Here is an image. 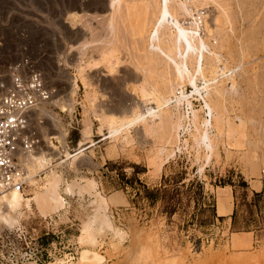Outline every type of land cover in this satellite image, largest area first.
<instances>
[{
	"label": "rangeland",
	"instance_id": "374dc122",
	"mask_svg": "<svg viewBox=\"0 0 264 264\" xmlns=\"http://www.w3.org/2000/svg\"><path fill=\"white\" fill-rule=\"evenodd\" d=\"M160 1L121 0L113 11L110 0H0V45L12 55L10 61L19 57L21 44L22 55L26 48L41 57L56 93L38 110L53 115L65 134L63 145L48 141L53 152L39 131L41 126L49 134L55 128L51 119L31 114L43 142L37 152L48 160L36 163L29 157L36 165L21 193L30 198L42 190L53 171L68 183L85 178L96 191L67 194L64 183V205L44 217L34 202L31 210L23 206L18 225L0 227V264H92L80 261L85 248L102 256V264H264V0L171 1L172 10L185 4L190 15L180 12L179 20L197 19L198 34L218 55L215 70L213 60L205 61L209 68L203 76L222 95L211 96L212 119L192 96L191 107L173 102L172 115L154 122L136 117L156 108L158 95L173 97L175 80L150 47ZM170 21L159 28L162 45L174 32ZM69 77L77 80L71 107L65 106L71 103ZM205 80L197 84L202 87ZM140 87L156 95L143 97ZM180 88L190 96L185 80ZM191 110L197 112L195 123ZM203 119L210 121L207 128ZM196 127L208 131L212 150L200 142ZM136 179L149 191L160 190L155 202ZM191 182L203 186V204H213L215 217L196 209ZM174 188L180 201L174 200L177 211L168 216L164 210ZM254 192L261 197L252 202ZM100 199L113 230L121 234L97 231L94 224L95 244L80 243L82 227Z\"/></svg>",
	"mask_w": 264,
	"mask_h": 264
},
{
	"label": "bare ground",
	"instance_id": "6f19581e",
	"mask_svg": "<svg viewBox=\"0 0 264 264\" xmlns=\"http://www.w3.org/2000/svg\"><path fill=\"white\" fill-rule=\"evenodd\" d=\"M171 1L172 0H161L160 1V7H159L158 15H157L156 20L154 22V26H152L153 27V32H152L153 34H151V36H150V41H151L150 47L154 50V52L151 51L152 49L150 51L153 54L160 55V58L162 59L165 66L171 69V71L173 73L172 75L175 78L174 84L173 85L171 84L172 86L170 85L171 86L170 93L173 94V97L163 98L157 94L158 96L156 98L154 97L155 101L158 103L156 108H152V107L147 108L145 110V111H147V116L138 115L136 117V119H140V118L148 119V117H152L154 119V122H155V120H158V122H159V120L161 121V119H163L165 117L169 118L172 115L170 106L172 105L173 102H176L177 104L176 103L175 104L178 105L179 103L181 104V102L183 101L186 103L187 107H191V102L189 101V97H192V96H196L197 98H199V101H201L203 103V106L201 107V109L205 110L207 113L206 115H208L209 118L212 119V115L215 112V108H214L213 104L211 103V96L212 95L221 96L222 93L218 87L212 86L213 84H211V83H206V80L204 79V76H203V72L206 69V67H208V65H205L206 60L207 61L209 59L213 60L210 63V68L214 69V66L216 67V65H218L217 63L220 62L219 57L217 54H215L213 52L210 53L208 51L209 49H208L207 44L205 43L204 39L198 34L199 24H198L197 19H194L192 22L186 23V24H189L188 26H185L186 25L185 21L183 22L182 20H179L180 19L179 16L181 17L183 14H187V15L189 14L190 15V11H188V9L184 6L185 4H179V5L176 4L175 5V7L177 6L176 9L172 10V8L170 7L172 5V4L170 5ZM120 2H121V0H117L116 3H115V0H110L109 6L111 9H113V11H115V9L118 8ZM179 3H181V2H179ZM87 4H89V3H87ZM90 5H91V3H90ZM111 9H109V10L111 11ZM81 11L84 12L83 9H81ZM180 12H182L183 14L181 15ZM178 13H180V14H178ZM125 15H127V14H125ZM72 16H81V15L78 12H72ZM169 19H171L170 25L173 26L175 29H174V32H171L169 34V37L167 38L168 39L167 43L164 42V45H162L163 41L160 42V39L158 36L159 28L160 27L162 28V25L167 23L169 21ZM218 20H219L218 17L215 18V27H216ZM181 22H183V23H181ZM219 23H220V20H219ZM155 42H156V44H155ZM217 68L222 70L223 67L222 68L217 67ZM81 69L82 68H80L79 70L77 69L78 75L82 73ZM199 79L205 80L204 86L200 87L197 84V81ZM230 79H231V77H230ZM68 80H69V88H68V90H69L68 94L69 95L68 96L70 98L71 103H70V105H65V106L71 107L72 105H74V102H75V100L73 98L77 93L76 92L77 80L74 78H71V77H69ZM184 80L192 88L190 96H185V95L181 94V88L180 87H181L182 81L184 82ZM81 81H82L83 85H85V81L82 79V76H81ZM175 84L179 87V90L175 89V87H174V86H176ZM233 88H234V84H233ZM140 92L142 93L143 97L156 95L155 91L152 93H149L145 90L144 87L141 88ZM53 103H54V101H53ZM61 105H62L61 108L63 109L65 106L62 103H61ZM176 105H175V107H176ZM38 108H36L32 113L36 114V116H39V117H43V116L49 117L51 119L53 125L55 126V128L51 129L49 134H47V132L42 130L41 126L39 127L40 128L39 131H40L41 136L44 139H47V144L49 145L48 146L49 149H54L53 152H56V148H54L53 145L51 143H49L48 141L51 139L52 140L54 139L63 145L64 139H65V134L57 126L56 118L53 115H51L47 111L41 112V110H38ZM176 108H178V107H176ZM189 110H190V108H189ZM130 112H132V111H130ZM191 113H192L193 119H190V121L192 120L193 123H195L194 121L197 119V112L192 111ZM39 124H41V123H39ZM202 125L204 128H207V126L210 125V121L208 119L207 120L203 119ZM37 126H39V125L37 124ZM210 127H212V126H210ZM196 129H197V131H200L199 127H196ZM90 132H91V129L87 128L84 131V134L88 135V134H90ZM207 132L208 131H206V129L204 131L201 129L200 134H198V133L197 134L199 135L200 142L204 143L203 145L205 146L207 151H210V150H212V145H211V141L207 135ZM41 141H42V139H41ZM37 151H39V148L37 150H34L33 153H30V154L23 156L22 162H23V166L26 170L27 181H30L32 178L31 177L32 175L29 173V171H30L31 166L36 165L33 162L36 161V163H37V162L42 161V160H46V161L48 160L43 153H39ZM35 152H37V153H35ZM30 156H31L33 162L30 160V158H29ZM46 178H47V182L45 185L42 184V185H44L42 190L35 192L33 194V196H31L30 198H25L21 192L14 191V190H10L9 192L4 193L0 197V227L7 226L6 228H13L16 225H18L19 220L22 217V207L24 206L27 210H31V203L32 202H34L36 204L35 205V206H37L36 208L38 209L39 213L43 217L46 216V214L49 211L57 210L59 207L63 206L65 201L61 197L60 193L62 191L61 185L64 183L66 185L63 189V192L67 193V194L72 193V192H78V194H83L84 192L85 193L89 192V190L92 191V189H94V187H95V185L94 186L91 185L90 181L88 183V181L82 177L79 178L80 182H78V180H74L71 183H68L65 180V178L63 179L62 174H58L56 171L51 172L50 175L47 174ZM83 180L85 181V183L82 182ZM92 192H91V194H92ZM95 193H96V191H95ZM94 202L95 201H93L92 203H94ZM97 202H99V204H98L99 206L97 205L98 207L97 208L95 207L96 208L95 214L93 215L92 219L90 221H88L87 223H85L82 227L81 235L79 237L80 243H88L91 245L95 244L93 235L92 236L90 235V231L93 232L92 229L94 227V224H98V230L97 231H99V230L102 231L104 229L113 230V228H114V227L112 228L111 222L109 221V219L107 217L108 215H106V213L104 212L105 208L103 207V204H106V201H104V199H100V201H97ZM106 206L108 207V205H106ZM113 233L117 234L118 236H119V234H121V233H119V231L117 232L116 230H113ZM122 233H123V231H122ZM120 240H121V238H120ZM80 252H81V255H80L81 260L80 261H82V262L83 261H87V262L89 261L92 264H102V262H103V257L100 256L98 253H96L92 249H89V248L86 249L85 248Z\"/></svg>",
	"mask_w": 264,
	"mask_h": 264
},
{
	"label": "built area",
	"instance_id": "2783aa9c",
	"mask_svg": "<svg viewBox=\"0 0 264 264\" xmlns=\"http://www.w3.org/2000/svg\"><path fill=\"white\" fill-rule=\"evenodd\" d=\"M4 51L8 52L0 45V197L27 187L23 156L43 143L32 127L31 114L48 105L56 93L46 79L40 56L26 48L22 55V44L15 60L10 61L12 55Z\"/></svg>",
	"mask_w": 264,
	"mask_h": 264
},
{
	"label": "trees",
	"instance_id": "16d2710c",
	"mask_svg": "<svg viewBox=\"0 0 264 264\" xmlns=\"http://www.w3.org/2000/svg\"><path fill=\"white\" fill-rule=\"evenodd\" d=\"M135 168H137V166H135ZM141 187L142 189L144 190V193L145 195L147 196L148 199H150V201L153 203L156 201V198L158 197L159 193H160V190H152V191H149L144 185H142L141 183H139V180L136 179L135 180ZM191 186H194V191H192V198L195 200V207L196 209L199 210L200 213L202 212H210V215L212 217H215L216 214H215V209L213 207V204H209L208 206H205V204H203V199H204V196H203V186L199 183V182H196L195 185H194V182H191L190 183ZM223 186L228 184V185H231L233 186L231 183H222ZM246 183L245 182H242V189L246 190ZM174 192V193H173ZM179 188H174L172 190V194L169 198V204L165 207V213L170 216L172 214H174L176 211H177V204L174 203V200L176 198H179ZM246 195V194H244ZM234 197H235V191H234ZM261 197V193H253V199H252V202L255 201L257 198H260ZM180 200L179 199H176V202H179ZM202 203V204H201ZM252 206V204H249ZM203 206H205L203 208ZM236 214V210L234 209L233 210V216H235ZM201 224H206V220L204 221H201Z\"/></svg>",
	"mask_w": 264,
	"mask_h": 264
},
{
	"label": "crops",
	"instance_id": "0c3cea01",
	"mask_svg": "<svg viewBox=\"0 0 264 264\" xmlns=\"http://www.w3.org/2000/svg\"><path fill=\"white\" fill-rule=\"evenodd\" d=\"M80 145H81V146H82V145H85V143H81V142H80ZM81 152H82V151H81ZM70 156H71V155H70ZM232 211H233V209H232Z\"/></svg>",
	"mask_w": 264,
	"mask_h": 264
}]
</instances>
